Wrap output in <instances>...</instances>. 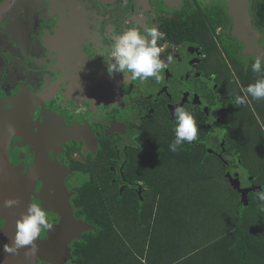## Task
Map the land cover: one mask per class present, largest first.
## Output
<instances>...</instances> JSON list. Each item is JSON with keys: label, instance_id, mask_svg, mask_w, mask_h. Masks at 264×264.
<instances>
[{"label": "flooded vegetation", "instance_id": "af4514ba", "mask_svg": "<svg viewBox=\"0 0 264 264\" xmlns=\"http://www.w3.org/2000/svg\"><path fill=\"white\" fill-rule=\"evenodd\" d=\"M233 26L226 0H0V101L20 112L28 128L27 136L10 142L8 154L28 179L32 203L49 216L52 227L42 240L62 223L60 214L43 207L47 190L64 196L62 181L74 218L92 226L80 206L85 191L108 200L131 191L143 201L145 183L127 176L136 164L160 156L159 135L174 131V108L191 112L220 141L233 101L230 94L223 100L225 79L255 61L245 57ZM131 27L164 33L158 46L167 67L160 83L124 82L119 73L109 77L102 56H96ZM8 209L26 213L19 203ZM6 224L0 218V231ZM95 227L61 249L55 261L80 264V247ZM28 261L19 264H52L40 257Z\"/></svg>", "mask_w": 264, "mask_h": 264}, {"label": "trees", "instance_id": "16d2710c", "mask_svg": "<svg viewBox=\"0 0 264 264\" xmlns=\"http://www.w3.org/2000/svg\"><path fill=\"white\" fill-rule=\"evenodd\" d=\"M252 9L264 39V0ZM232 61L238 63L235 54ZM237 72L245 89L259 78L251 67ZM230 93L225 84L224 94ZM232 99L220 141L197 125L198 140L172 152L174 131L160 133V156L136 164L127 176L145 183L143 201L131 191L110 200L97 191L82 194L80 206L98 230L82 243L80 264H264V212L255 192L245 205L231 183L239 178L242 189L264 188V131L255 114L264 122V100L250 98L252 109Z\"/></svg>", "mask_w": 264, "mask_h": 264}, {"label": "water", "instance_id": "95a60500", "mask_svg": "<svg viewBox=\"0 0 264 264\" xmlns=\"http://www.w3.org/2000/svg\"><path fill=\"white\" fill-rule=\"evenodd\" d=\"M229 15L234 20L232 34L246 46L245 57L264 58V47L260 45L261 34L254 27V21L251 12V0H226ZM28 128L21 122L20 112H10L7 107L0 101V218L7 221L6 227L0 231V264L11 263L19 264L23 258L30 262L35 261L38 257L52 264H61L55 261L60 257V250L67 249L68 244L73 239H81L84 232L93 231L95 226L87 224L83 221H76L74 218L72 206L70 203V194L62 181V193L58 190L59 197H54L53 189L47 190L49 199L44 201L43 207L46 210H52L62 217V223L52 233L53 235L46 240L40 237L36 241L38 251L33 256L28 246L21 248L17 254H9L4 252L3 246L10 244L16 232V221L21 218L11 213L8 207H4V201L9 199H17L19 206L27 210L30 203V188L28 179L20 173L14 162H12L8 154V145L13 139H19L28 135ZM224 137V136H223ZM225 138V137H224ZM223 138L222 148L224 151L225 139ZM228 178H232L229 172ZM233 189L242 195V202L249 204L248 195L250 192L261 191V186L250 185L249 189H242L239 178L231 179ZM74 231V232H72ZM74 233L70 238H63L61 235L68 236ZM69 250V249H68ZM28 253V255H26ZM28 261V262H29ZM29 262V263H30Z\"/></svg>", "mask_w": 264, "mask_h": 264}, {"label": "clouds", "instance_id": "9594fccd", "mask_svg": "<svg viewBox=\"0 0 264 264\" xmlns=\"http://www.w3.org/2000/svg\"><path fill=\"white\" fill-rule=\"evenodd\" d=\"M164 39V33L156 28L141 32L136 27L125 30L122 34L111 38L110 46L97 51L96 56H102L106 63L107 74L113 77L119 73L124 82L147 81L154 78L156 83L162 80L161 73L167 67L161 59L163 49L158 46V40ZM95 56V57H96ZM172 61V56L167 57ZM251 70L258 75V79L244 89L245 97L236 95L235 103L244 104L250 97L254 101L264 100V58L257 57L251 65ZM175 118L174 139L169 145V150L177 152L185 142L191 144L198 140V129L193 114L184 107L172 110ZM259 202V211L264 212V188L256 193ZM18 200L4 201V207H13ZM49 216L40 203H30L26 213L16 221V232L10 244H5L3 250L9 254H17L21 248L29 247L31 255L38 251L36 241L42 232L50 231ZM28 255V253H26Z\"/></svg>", "mask_w": 264, "mask_h": 264}, {"label": "rangeland", "instance_id": "374dc122", "mask_svg": "<svg viewBox=\"0 0 264 264\" xmlns=\"http://www.w3.org/2000/svg\"><path fill=\"white\" fill-rule=\"evenodd\" d=\"M233 77V76H232ZM235 77V81H234V78H233V81H232V79H230V77L228 78V79H225L226 80V82H227V84L228 85H230V87L232 88V93H230V97L231 98H235L236 97V95H241V93H243V97H245V92H244V86H242V84H241V82H240V80H239V78H238V76H234ZM222 96H223V100H228L229 99V97H227L226 96V94H223V92H222ZM227 97V98H226ZM234 100V99H233ZM246 101L247 102H245V105H248V106H250L252 109H255L254 108V106H253V103L250 101V97H248L247 99H246ZM255 114H256V117H257V119H258V121L260 122V124H261V127H262V129H263V131H264V122H263V119H262V117L260 116V113H257V112H255ZM248 179V178H247ZM246 179V177L245 178H243V180H242V182H243V186H245V185H247V183H248V180Z\"/></svg>", "mask_w": 264, "mask_h": 264}]
</instances>
